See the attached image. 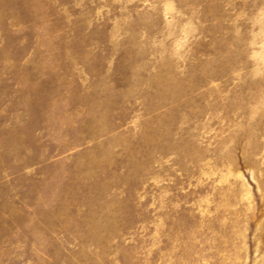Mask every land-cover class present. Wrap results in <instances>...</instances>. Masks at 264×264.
<instances>
[{
    "label": "rangeland",
    "instance_id": "374dc122",
    "mask_svg": "<svg viewBox=\"0 0 264 264\" xmlns=\"http://www.w3.org/2000/svg\"><path fill=\"white\" fill-rule=\"evenodd\" d=\"M0 264H264V0H0Z\"/></svg>",
    "mask_w": 264,
    "mask_h": 264
}]
</instances>
